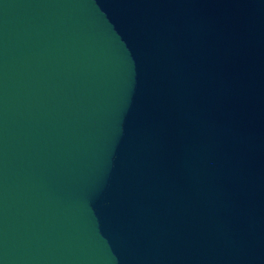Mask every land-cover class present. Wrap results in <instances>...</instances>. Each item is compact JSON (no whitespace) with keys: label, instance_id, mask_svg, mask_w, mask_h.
<instances>
[{"label":"water","instance_id":"95a60500","mask_svg":"<svg viewBox=\"0 0 264 264\" xmlns=\"http://www.w3.org/2000/svg\"><path fill=\"white\" fill-rule=\"evenodd\" d=\"M0 264H264V0H0Z\"/></svg>","mask_w":264,"mask_h":264}]
</instances>
